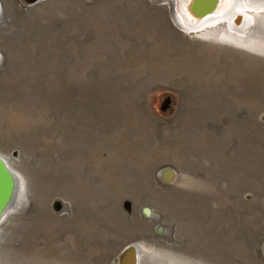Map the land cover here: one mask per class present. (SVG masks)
Here are the masks:
<instances>
[{
	"label": "rangeland",
	"instance_id": "obj_1",
	"mask_svg": "<svg viewBox=\"0 0 264 264\" xmlns=\"http://www.w3.org/2000/svg\"><path fill=\"white\" fill-rule=\"evenodd\" d=\"M0 2V264H264V6Z\"/></svg>",
	"mask_w": 264,
	"mask_h": 264
},
{
	"label": "bare ground",
	"instance_id": "obj_2",
	"mask_svg": "<svg viewBox=\"0 0 264 264\" xmlns=\"http://www.w3.org/2000/svg\"><path fill=\"white\" fill-rule=\"evenodd\" d=\"M245 1L246 0H225L224 6L221 7L220 9L219 8L217 9L221 0H218L215 5H214L213 0H208L207 6H203L205 7L204 8L205 10H203L201 14L200 12H198L197 17H193L195 15L193 14V16H191L190 14L191 20H187V15L189 13L186 14L184 8L181 9L182 16H185L187 29L189 31H199L201 29H204L210 26L211 24L217 25V24H220V22L226 23L227 21L229 23V21L233 20L237 14L243 15V12H247L248 7L258 8V7L264 6V4L262 3L261 4L260 3L247 4L245 3ZM1 15H2V5L0 2V18H1ZM15 119L17 120V118ZM15 172L18 178L17 179L18 188H17V196H16L15 205L16 204L19 205V200H20L19 197L21 198V196L24 195L26 192V178L24 177V175H22L23 176V183H22V177L20 175V172L18 171H15ZM21 187H22V191H21ZM15 209H16V206L12 207V212H14ZM8 215H6L3 218V220L0 222V226L3 223V221L8 217ZM137 264H141V263L137 262Z\"/></svg>",
	"mask_w": 264,
	"mask_h": 264
},
{
	"label": "water",
	"instance_id": "obj_3",
	"mask_svg": "<svg viewBox=\"0 0 264 264\" xmlns=\"http://www.w3.org/2000/svg\"><path fill=\"white\" fill-rule=\"evenodd\" d=\"M41 0H26L28 5H32ZM214 5L218 0H213ZM17 174L9 164L7 159L0 154V222L3 218L12 213L15 206L18 180Z\"/></svg>",
	"mask_w": 264,
	"mask_h": 264
},
{
	"label": "flooded vegetation",
	"instance_id": "obj_4",
	"mask_svg": "<svg viewBox=\"0 0 264 264\" xmlns=\"http://www.w3.org/2000/svg\"><path fill=\"white\" fill-rule=\"evenodd\" d=\"M20 175H21V177H22V183H23V176H22L23 174L20 173ZM21 191H22V187H21Z\"/></svg>",
	"mask_w": 264,
	"mask_h": 264
}]
</instances>
